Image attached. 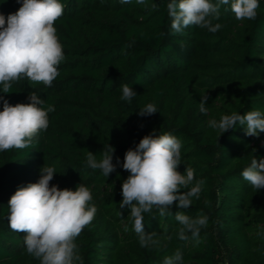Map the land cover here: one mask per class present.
Listing matches in <instances>:
<instances>
[{"label": "trees", "instance_id": "16d2710c", "mask_svg": "<svg viewBox=\"0 0 264 264\" xmlns=\"http://www.w3.org/2000/svg\"><path fill=\"white\" fill-rule=\"evenodd\" d=\"M60 2L63 15L54 23L65 55L60 75L51 87L22 78L10 93L0 90L11 105L29 103L34 91L45 107H55L48 129L30 147L0 152V264H40L26 252V234L12 230L7 217L10 197L38 182L43 165L57 171L50 186L74 191L81 183L92 193L97 212L75 240L83 264H163L177 250L184 264H264V189L256 192L241 175L253 157L264 159V133L250 137L238 125L219 137L208 126L233 112L264 113V0L254 21L237 20L228 5L214 21L223 25L216 33L192 25L175 34L169 0H147L148 8L136 0ZM20 7L0 0L5 17ZM124 84L137 94L130 103L121 99ZM205 92L206 115L199 110ZM150 103L158 112L138 115ZM153 130L180 140L178 171L193 168L204 185L188 209L174 205L164 217L155 209L144 214V231L156 232L159 243L142 248L130 208H119L129 176L122 165L126 151ZM108 144L115 149L113 163L117 157L120 163L105 177L87 166L86 153L99 160ZM177 211L208 217L199 244L190 233L188 240L178 238Z\"/></svg>", "mask_w": 264, "mask_h": 264}, {"label": "clouds", "instance_id": "9594fccd", "mask_svg": "<svg viewBox=\"0 0 264 264\" xmlns=\"http://www.w3.org/2000/svg\"><path fill=\"white\" fill-rule=\"evenodd\" d=\"M21 7L7 17L0 13V85L3 93H10L12 82L27 78L32 83H42L51 87L60 75L59 65L64 61L63 46L59 41L54 23L63 15L64 6L60 0H16ZM138 4L149 7L147 0H136ZM131 3V0H121ZM230 5L237 20L257 18L259 0H169L167 13L171 18L173 34L195 25L216 33L223 25L214 23L220 18L222 6ZM156 10L155 2L150 5ZM229 9L225 7V11ZM121 99L131 102L137 94L128 84L121 86ZM29 103L11 105L0 96L3 110L0 111V152L11 149H25L33 140L49 127L50 112L53 105L45 107V101L36 92L28 95ZM207 92L201 95L199 110L207 114ZM158 112L155 104H147L138 112L140 116H151ZM243 126L245 135L259 137L264 133V113L251 110L241 115L233 112L222 115L217 121L211 119L208 126L218 130L219 137ZM218 137V138H219ZM181 142L171 133L157 135L155 130L144 136L135 149L126 151L123 169L129 172L122 184V201L119 208H130L129 221L137 234L140 246L148 247L159 243L157 233L144 231V214L153 209L161 217L171 214L175 205L178 209H188L192 198L199 199L204 181L195 180V170L181 165ZM115 149L108 144L101 158L87 150L86 164L93 170L99 169L105 177L116 170L120 163ZM40 179L36 183L18 188L8 201V222L12 230L25 233L24 244L27 254L39 260L40 264H83L75 243L82 231L91 224L97 207L90 189L79 184L76 189L61 190L50 186L55 167L43 165ZM253 189H264V159L252 158L250 165L242 173ZM195 181V183H193ZM187 189V191H182ZM175 219L180 227L178 238L188 240V233L199 244L201 228L207 227L208 217L198 215L192 218L177 211ZM171 240L172 237L168 236ZM163 264H184L182 253L177 250L172 257H165Z\"/></svg>", "mask_w": 264, "mask_h": 264}]
</instances>
